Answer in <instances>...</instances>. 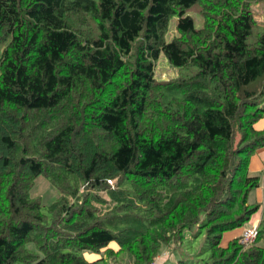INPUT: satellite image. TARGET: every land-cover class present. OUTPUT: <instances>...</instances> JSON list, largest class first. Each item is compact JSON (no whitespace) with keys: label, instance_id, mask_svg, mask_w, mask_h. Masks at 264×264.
Instances as JSON below:
<instances>
[{"label":"trees","instance_id":"obj_1","mask_svg":"<svg viewBox=\"0 0 264 264\" xmlns=\"http://www.w3.org/2000/svg\"><path fill=\"white\" fill-rule=\"evenodd\" d=\"M257 3L0 0V264H109L83 256L101 249L264 264V202H248L264 146ZM160 56L176 76L157 78ZM259 208L251 242L221 244Z\"/></svg>","mask_w":264,"mask_h":264},{"label":"rangeland","instance_id":"obj_2","mask_svg":"<svg viewBox=\"0 0 264 264\" xmlns=\"http://www.w3.org/2000/svg\"><path fill=\"white\" fill-rule=\"evenodd\" d=\"M197 10H198V8L196 6H193L187 11V14L192 16V18L194 19L195 27H199L201 24V19H200V16L198 15ZM252 10H253L255 19L260 24H263L264 23V6H263V4L262 3L254 4L252 6ZM175 24H176V17H172L168 23V29L169 30L167 33V39H169L174 34ZM177 71L179 72V69L172 67L166 61V59L162 56H160L159 59L156 61L155 73H156L157 78H159V79H168V78L174 77L177 75ZM261 184H262V176L260 175V186L263 185V184L262 185ZM254 191H255V189L253 191H251L249 194V197H248L249 203H251L250 200H253V198H254ZM31 193L35 197L37 196L44 205L52 202L56 196L55 192H53L52 189L49 188V186L44 182V180H41V177H39L38 180L35 181L32 189H31ZM248 224H249V221L245 222L243 227L244 226L246 227V225H248ZM187 236H186V239H187ZM27 246L29 247V245H27ZM109 248H111L112 251H116V250H118V245L116 243L112 242L109 244ZM160 253L161 254L155 258V261L152 264H159L158 259L161 258V261H163L162 258L166 257L165 255H168V259L163 264H172L175 261L177 250L172 249L169 252L166 249H162V251ZM83 256L87 260H95V259H98L102 256V257H105V260L109 264H125V262L127 261L126 256L122 252H120L118 255L115 254V255L109 257L107 254H103V249L100 250L99 254L84 252ZM107 256H108V258H107Z\"/></svg>","mask_w":264,"mask_h":264},{"label":"crops","instance_id":"obj_3","mask_svg":"<svg viewBox=\"0 0 264 264\" xmlns=\"http://www.w3.org/2000/svg\"><path fill=\"white\" fill-rule=\"evenodd\" d=\"M264 127V113L262 117L253 125V128L255 130H261ZM248 169L251 174H260L262 176V186H259L254 191V198L253 200H250L251 202H257L262 205L264 202V146L257 148L255 152L252 154V156L249 159L248 162ZM261 216V209L259 208L249 219V224L246 225V227H240L233 231L226 232L223 234L221 244L225 245L227 241L234 236L240 235V233L249 227H252L254 225L257 226ZM109 246V245H108ZM163 255V254H162ZM166 257L162 258L163 261H161V258L158 259L159 264H163L167 258L168 255H165ZM160 257V256H159Z\"/></svg>","mask_w":264,"mask_h":264},{"label":"built area","instance_id":"obj_4","mask_svg":"<svg viewBox=\"0 0 264 264\" xmlns=\"http://www.w3.org/2000/svg\"><path fill=\"white\" fill-rule=\"evenodd\" d=\"M256 235V225L244 229L240 234L239 242L242 244H248L253 240Z\"/></svg>","mask_w":264,"mask_h":264}]
</instances>
